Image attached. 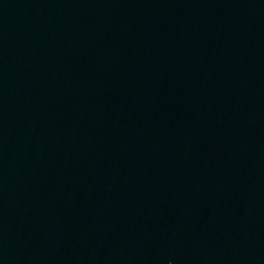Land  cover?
Instances as JSON below:
<instances>
[{"label": "water", "instance_id": "1", "mask_svg": "<svg viewBox=\"0 0 264 264\" xmlns=\"http://www.w3.org/2000/svg\"><path fill=\"white\" fill-rule=\"evenodd\" d=\"M0 264H264V0H0Z\"/></svg>", "mask_w": 264, "mask_h": 264}]
</instances>
